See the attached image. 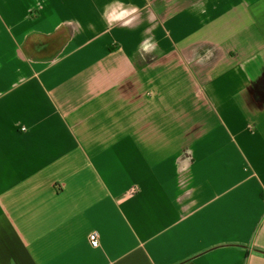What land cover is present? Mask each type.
Here are the masks:
<instances>
[{
    "label": "crops",
    "instance_id": "1",
    "mask_svg": "<svg viewBox=\"0 0 264 264\" xmlns=\"http://www.w3.org/2000/svg\"><path fill=\"white\" fill-rule=\"evenodd\" d=\"M0 264H264V0H0Z\"/></svg>",
    "mask_w": 264,
    "mask_h": 264
},
{
    "label": "built area",
    "instance_id": "2",
    "mask_svg": "<svg viewBox=\"0 0 264 264\" xmlns=\"http://www.w3.org/2000/svg\"><path fill=\"white\" fill-rule=\"evenodd\" d=\"M89 240L93 247L97 248L100 246V234L98 231H93L89 234Z\"/></svg>",
    "mask_w": 264,
    "mask_h": 264
},
{
    "label": "clouds",
    "instance_id": "3",
    "mask_svg": "<svg viewBox=\"0 0 264 264\" xmlns=\"http://www.w3.org/2000/svg\"><path fill=\"white\" fill-rule=\"evenodd\" d=\"M146 48H147V46H146Z\"/></svg>",
    "mask_w": 264,
    "mask_h": 264
}]
</instances>
